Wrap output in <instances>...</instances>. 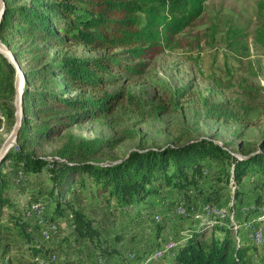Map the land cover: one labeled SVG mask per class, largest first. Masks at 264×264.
<instances>
[{"label": "trees", "instance_id": "1", "mask_svg": "<svg viewBox=\"0 0 264 264\" xmlns=\"http://www.w3.org/2000/svg\"><path fill=\"white\" fill-rule=\"evenodd\" d=\"M4 1L0 41L23 64L24 85L17 141L0 161V237L10 232L3 224L5 216L8 222L14 223L33 257L42 255L46 259L50 252L57 253L62 246V241L56 242L57 238L44 239L28 232V218H23L7 194L10 184L2 172L6 162L22 173L38 174L46 170L50 182L46 193L54 206L53 214L60 216L63 206L67 205L71 214L69 225L95 245H99V233L93 221L66 199L73 183L85 185L84 175L93 184L91 193L106 194V199L109 202L114 199L121 209L145 201L159 192L160 185L165 187L162 192L175 189L176 193L188 194L189 189L198 190L205 195L206 204L220 202L224 188H216L212 182L223 181L228 185L230 179H233V198L239 200L248 191L244 189L243 179L250 173L264 175V137L258 142L256 152L241 159L232 155L226 144L207 138L192 140L191 130L184 126L175 129L174 144L132 150L115 163L94 159L103 149H113L125 139L128 132L124 130L120 132L121 137L106 140L69 133L65 142L51 152L54 160L34 153L46 140L61 135L69 126L111 113L122 100L140 113H146L144 109L149 103L133 92L104 88L118 83L121 79L118 73L142 74L148 59L163 52L176 35L201 16L207 0ZM72 45L102 53L78 56L51 54L48 50L49 46L65 49ZM3 59L12 67L4 56ZM60 77L66 84L59 82ZM215 81L217 87H222L221 80ZM241 81L246 99L256 102L260 88L245 79ZM78 89L83 93L98 92L88 97L67 93ZM202 105L210 119L235 121L241 117L225 102L203 98ZM7 114L13 117V109ZM78 175L82 177L75 180ZM197 216L194 215L195 221ZM54 218L51 215L49 220ZM209 219L210 226L199 222L186 231L170 264H264V249L254 260V254L250 253L253 244H239L229 225L224 226L210 216ZM156 224L160 226V222ZM36 226L40 228V224ZM204 227L212 228L210 240L203 235ZM154 234L160 237L159 230ZM50 264L59 263L56 260Z\"/></svg>", "mask_w": 264, "mask_h": 264}, {"label": "rangeland", "instance_id": "2", "mask_svg": "<svg viewBox=\"0 0 264 264\" xmlns=\"http://www.w3.org/2000/svg\"><path fill=\"white\" fill-rule=\"evenodd\" d=\"M48 50L51 54L78 56L102 53L90 52L82 45L65 49L49 46ZM118 74L121 77L118 83L104 89L133 92L149 103L144 109L146 113H140L122 100L111 113L69 126L61 135L46 140L34 153L54 160L51 152L65 142L69 133L106 140L121 137L120 132L124 130L128 132L125 139L113 149H103L94 159L100 163H115L132 150L174 144L175 129L182 126L191 130L192 140L207 138L226 144L235 157L242 159L256 152L258 142L264 137V0H207L201 16L176 35L163 52L148 59L142 74ZM14 78L15 68L10 67L0 53V147L14 125ZM216 79L221 80L222 87H217ZM241 79L260 88L256 102L246 99ZM58 80L66 84L63 78ZM67 93L85 97L94 94L80 89ZM203 98L225 102L239 113L240 119L207 118ZM9 109H13V117L8 116ZM2 172L10 184L7 194L11 202L23 218H28V232L44 239L57 238L56 242L62 241V246L57 253L50 252L46 259L42 255L33 257L14 223L4 216L3 224L10 232L0 237V264H50L56 260L59 264H170L186 231L199 222L210 226L209 216L224 226L229 225L239 244H253L250 253L254 254V260L264 249V224L260 225L257 220L264 213L262 173H250L243 179L244 189L248 191L239 200L233 198V179H230L228 185L223 181L212 182L216 188H224L220 202L206 204L205 195L198 190L189 189L188 194L176 193L175 189L162 192L165 187L160 185L159 192L138 205L123 209L117 207L114 199L109 202L106 194L91 193L93 184L84 175L85 185L73 183L66 199L93 221L99 233V245H95L69 225L71 214L67 205L63 206L60 216L53 214L54 206L46 193L50 186L46 170L38 174L22 173L6 162ZM81 177L75 176V180ZM205 185L203 182L202 187ZM214 211L221 214L216 215ZM51 215L55 217L52 221L49 220ZM204 228L203 235L210 240L212 228ZM258 228H261L258 230L260 242L256 244L253 231ZM155 230L160 231L159 238ZM54 246L59 248L57 243Z\"/></svg>", "mask_w": 264, "mask_h": 264}, {"label": "water", "instance_id": "3", "mask_svg": "<svg viewBox=\"0 0 264 264\" xmlns=\"http://www.w3.org/2000/svg\"><path fill=\"white\" fill-rule=\"evenodd\" d=\"M5 7V1L0 0V19L3 14V10ZM0 53H6L8 55V61L15 68V78H14V90H15V99H14V125L12 131L9 136L5 139L2 146L0 147V161L4 158L6 152L9 150L11 146H13L18 137V133L21 127V116H22V91L24 85V73L22 70V66L19 61L16 59L13 52L10 50L8 46L3 44L0 41Z\"/></svg>", "mask_w": 264, "mask_h": 264}, {"label": "bare ground", "instance_id": "4", "mask_svg": "<svg viewBox=\"0 0 264 264\" xmlns=\"http://www.w3.org/2000/svg\"><path fill=\"white\" fill-rule=\"evenodd\" d=\"M3 56H5V57H7L8 58V55L6 54V53H1ZM213 210H216V209H213ZM214 214H216V215H220L221 214V212L220 211H214ZM213 214V215H214ZM258 220V222L260 223V225H262V224H264V213L263 214H261V216H259V218L257 219ZM259 229H261V228H258V229H256V230H254L253 231V241L257 244V243H259L260 242V235H259ZM169 247V246H168Z\"/></svg>", "mask_w": 264, "mask_h": 264}, {"label": "built area", "instance_id": "5", "mask_svg": "<svg viewBox=\"0 0 264 264\" xmlns=\"http://www.w3.org/2000/svg\"><path fill=\"white\" fill-rule=\"evenodd\" d=\"M170 245H171V244H169V247H170ZM169 247H168V248H169ZM53 257H54V256H53ZM53 257H52V258H53ZM52 258H50V260H51Z\"/></svg>", "mask_w": 264, "mask_h": 264}]
</instances>
